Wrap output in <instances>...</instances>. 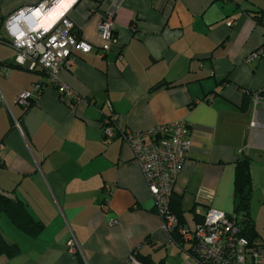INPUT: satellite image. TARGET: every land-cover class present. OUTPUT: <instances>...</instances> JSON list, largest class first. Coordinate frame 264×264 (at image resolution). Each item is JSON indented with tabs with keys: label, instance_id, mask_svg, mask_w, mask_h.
I'll return each mask as SVG.
<instances>
[{
	"label": "crops",
	"instance_id": "1",
	"mask_svg": "<svg viewBox=\"0 0 264 264\" xmlns=\"http://www.w3.org/2000/svg\"><path fill=\"white\" fill-rule=\"evenodd\" d=\"M42 1L0 0V192L42 225L29 234L1 213L0 232L13 251L0 252V264H123L134 250L153 264H195L188 244L178 245L163 228L119 135L174 120L189 126L170 204L183 227L193 230L208 208L235 215V164L247 156L248 212L257 230L264 100L253 96L264 91V0H62L55 18L65 14L92 46L58 72L79 99L66 103L45 88L23 107L16 96L45 76L15 63L4 21ZM112 9L115 40L105 41L98 25ZM111 114L105 136L102 121ZM108 191L107 215L99 204ZM71 235L78 257L67 252Z\"/></svg>",
	"mask_w": 264,
	"mask_h": 264
},
{
	"label": "built area",
	"instance_id": "2",
	"mask_svg": "<svg viewBox=\"0 0 264 264\" xmlns=\"http://www.w3.org/2000/svg\"><path fill=\"white\" fill-rule=\"evenodd\" d=\"M58 0H44L31 7L21 9L4 21L9 36L8 44L15 50L14 61L27 70H39L44 79L35 81L16 96L17 104L26 107L45 88H54L59 98L73 103L79 97L61 82L59 69L71 60L73 53L87 54L92 46L73 32V23L62 14L48 26L39 23V17L52 9ZM29 10L28 14H24ZM114 10L104 14L98 25L99 34L105 41H114L112 16ZM230 26L233 21H228ZM107 45H104V49ZM253 52L248 59L260 54ZM101 56L100 53H98ZM254 102L264 100V91L253 96ZM114 115L102 121L105 136L111 135ZM253 124V123H251ZM122 140L131 148L132 158L143 175L153 200L154 211L159 215L163 228L176 233L181 244H188L185 250L195 264H264V238L248 240L241 235L239 219L224 212L208 208L193 230L179 226L177 217L170 209V199L175 180L183 162L188 156L190 140L189 126L185 120H174L144 131L122 130ZM109 191L100 202V209L109 213ZM116 219L109 216L108 224ZM67 252L73 257L82 254L76 238L71 235ZM123 264H142L137 252L132 251Z\"/></svg>",
	"mask_w": 264,
	"mask_h": 264
},
{
	"label": "trees",
	"instance_id": "3",
	"mask_svg": "<svg viewBox=\"0 0 264 264\" xmlns=\"http://www.w3.org/2000/svg\"><path fill=\"white\" fill-rule=\"evenodd\" d=\"M2 40V39H0ZM251 175H250V159L247 156L239 159L235 164L234 180H233V204H234V214L229 215L235 216L239 219V224L241 227V235L246 237L248 240L256 239V230L252 224V221L249 217V202L251 198ZM172 196V195H171ZM171 204V199H170ZM171 211L177 217L179 226H183L180 214L178 211H175L170 205ZM6 213L13 221V223L20 228L21 230L29 233L36 234L38 233L42 225L39 222L33 221L29 216L26 209L21 205V203L14 201L9 198L7 195L0 192V214ZM243 220L242 221H240ZM174 241L182 246L181 241L174 230L171 233ZM13 248L7 245L0 232V252L12 253ZM142 264H153L152 262L146 261L144 258L137 255Z\"/></svg>",
	"mask_w": 264,
	"mask_h": 264
},
{
	"label": "bare ground",
	"instance_id": "4",
	"mask_svg": "<svg viewBox=\"0 0 264 264\" xmlns=\"http://www.w3.org/2000/svg\"><path fill=\"white\" fill-rule=\"evenodd\" d=\"M62 0H59V2L49 11L45 12L43 15L39 17V23L42 25H47L52 20H55L56 17V8L61 4ZM61 7V6H60Z\"/></svg>",
	"mask_w": 264,
	"mask_h": 264
},
{
	"label": "rangeland",
	"instance_id": "5",
	"mask_svg": "<svg viewBox=\"0 0 264 264\" xmlns=\"http://www.w3.org/2000/svg\"><path fill=\"white\" fill-rule=\"evenodd\" d=\"M255 234H256V239L264 238V214L261 215L260 223L258 225Z\"/></svg>",
	"mask_w": 264,
	"mask_h": 264
},
{
	"label": "water",
	"instance_id": "6",
	"mask_svg": "<svg viewBox=\"0 0 264 264\" xmlns=\"http://www.w3.org/2000/svg\"><path fill=\"white\" fill-rule=\"evenodd\" d=\"M34 7H36V6L31 7V9H33ZM28 13H29V10L24 11V14H28Z\"/></svg>",
	"mask_w": 264,
	"mask_h": 264
}]
</instances>
